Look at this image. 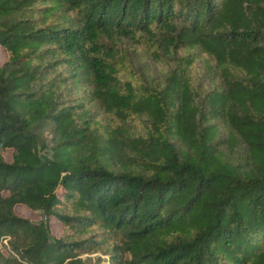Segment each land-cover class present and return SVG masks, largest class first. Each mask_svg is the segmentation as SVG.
I'll return each instance as SVG.
<instances>
[{
    "label": "trees",
    "instance_id": "16d2710c",
    "mask_svg": "<svg viewBox=\"0 0 264 264\" xmlns=\"http://www.w3.org/2000/svg\"><path fill=\"white\" fill-rule=\"evenodd\" d=\"M0 59V264H264V0H0Z\"/></svg>",
    "mask_w": 264,
    "mask_h": 264
},
{
    "label": "rangeland",
    "instance_id": "374dc122",
    "mask_svg": "<svg viewBox=\"0 0 264 264\" xmlns=\"http://www.w3.org/2000/svg\"><path fill=\"white\" fill-rule=\"evenodd\" d=\"M139 60L141 61V63L144 61V57H142V55H140ZM211 61V60H210ZM1 62V59H0ZM213 62V61H211ZM150 72L152 74L156 75V78L160 76V74L166 69L168 68V66H166L165 64H157V63H150ZM192 72L196 77H200L204 74V72H207L204 69V66L202 64V62L200 60L196 61L195 66L192 67ZM103 264V263H102Z\"/></svg>",
    "mask_w": 264,
    "mask_h": 264
}]
</instances>
